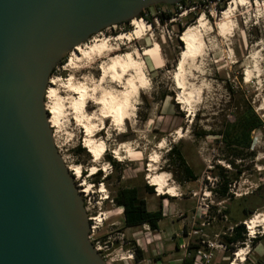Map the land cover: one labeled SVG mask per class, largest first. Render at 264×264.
I'll list each match as a JSON object with an SVG mask.
<instances>
[{
    "label": "rangeland",
    "instance_id": "obj_1",
    "mask_svg": "<svg viewBox=\"0 0 264 264\" xmlns=\"http://www.w3.org/2000/svg\"><path fill=\"white\" fill-rule=\"evenodd\" d=\"M229 2L186 0V6L181 9L178 5H153L141 11L146 19L153 21L156 17L157 24L149 28L146 22L147 31L141 39L124 43L116 51L121 55L130 51L135 60L142 63L141 70L147 81L144 88L130 99L127 120L120 127L111 119H101L100 107L92 98L84 109L87 115L96 117L90 121L95 140L106 146L99 163L93 164L92 156L84 148L83 120L79 121L71 108L73 98L78 99L79 96L66 84L72 77L71 82L85 85L89 95L94 89L96 99H100L103 92L114 93L115 83L104 76L100 68L103 63H108L109 57L90 65L84 61L78 65L80 68L72 70L66 68L69 52L64 56L63 64L57 65L50 76L47 88L56 89L58 98H45L44 104L51 116L52 107L60 110L51 127L55 147L67 168L73 165L81 167L79 178L73 179L82 195L88 220L102 221L98 226L89 222L94 228L89 233V240L92 245L99 243L102 248L100 256L105 264H183V258L194 256L193 251L188 250L191 245L204 251L208 243L225 246L223 236L230 233L235 223H248L264 211V200L252 195L264 185V0H246L242 6L234 8L230 17L223 19L222 11L228 8ZM163 12H170L173 18L159 22L158 16ZM198 19L203 23L200 28L203 52L182 66L181 85H178L175 73L183 49L178 29L194 26ZM129 23L114 25L100 32L111 37L128 31L131 28ZM131 74L134 76L135 72ZM228 89L232 91L230 96ZM190 93L192 102L187 107L178 99L180 96L186 98ZM236 103L250 105L263 121V127L251 136L254 156L244 155L241 161L236 160L240 174L229 186L226 197L220 198L211 192L218 181L216 167L225 169L230 179L236 171L223 158L227 152L218 135L224 123L233 120ZM177 130L182 132L181 138H178ZM200 131L207 135L197 138L194 133L199 134ZM78 144L86 154L76 157L72 150ZM122 146H127L131 152L120 149ZM173 146L193 170L194 182L183 180L169 164L167 155ZM116 149L121 158H114L113 150ZM150 154L158 156L155 172L166 174L169 185L176 190V197L166 195L168 198L160 199L153 186L154 195L144 192V187L150 186L146 180ZM107 157L116 165L109 164ZM92 166L96 168L94 173H101L100 183L95 185L93 176H89ZM181 179L183 181L178 182ZM120 187H138L151 212L161 206L163 219L158 223L157 231L149 230L146 225L125 228L121 209L111 201ZM260 196L264 197V192ZM243 207L255 209L250 219L244 220ZM201 223H204L203 227L199 226ZM263 229L257 227L254 230V239L259 240L247 242L250 252L245 264L264 262ZM193 230L200 231L194 234ZM250 235L249 230V237H252ZM247 239L246 234L245 241ZM182 246H188L186 253L180 248ZM232 247V251L229 247L224 251H213L210 264H227L237 248L243 249L240 248L243 247L241 243ZM135 249L142 251L140 262L135 260V255L133 260H127Z\"/></svg>",
    "mask_w": 264,
    "mask_h": 264
},
{
    "label": "water",
    "instance_id": "obj_2",
    "mask_svg": "<svg viewBox=\"0 0 264 264\" xmlns=\"http://www.w3.org/2000/svg\"><path fill=\"white\" fill-rule=\"evenodd\" d=\"M184 0H0V264H105L44 99L76 46Z\"/></svg>",
    "mask_w": 264,
    "mask_h": 264
},
{
    "label": "bare ground",
    "instance_id": "obj_3",
    "mask_svg": "<svg viewBox=\"0 0 264 264\" xmlns=\"http://www.w3.org/2000/svg\"><path fill=\"white\" fill-rule=\"evenodd\" d=\"M245 1L246 0H230L228 8L222 11L221 17L223 19L230 17L231 12L235 10L234 8L240 5L242 6ZM129 25L131 26V28L128 31L119 32L118 34H115L111 37L104 36L102 32L96 34L94 38L89 40L90 42L88 41L76 46L69 53V57L67 60L66 68L73 70L80 68L79 64L84 61L90 65L96 64L97 61L104 60L105 57H109L108 63H103L100 68L103 71L102 74H104V76L107 75V77L110 78L113 83H115L114 93L109 92L105 94V92H103L104 94H101L102 97L100 99H96L94 98V89L92 90L93 94L89 95L88 88L85 85H74L71 82L72 77L67 80L66 84V87L70 91H74L79 96L78 99L73 98L71 102V108L76 118L79 121L80 119L83 120L82 123L85 129L84 148L92 156L93 164L99 163L106 152V146L102 141L95 140V136L93 135V129L91 125L92 123H90V121H93V119L96 117L90 116V114L87 115L85 113L84 109L86 104L89 102V98L94 99V104L100 107L99 112L101 113V119H111V122L114 125L121 127L124 124L125 120H127L128 111L131 108L130 99L132 97H135L147 83L146 77L141 70L142 63L135 60L133 54L130 51H127L122 55L116 52L118 51V48L124 43L130 44L134 39H141L142 36L146 34L147 30L143 21H139L135 18L130 21ZM202 27V19H198L194 26L187 27L180 35V41L183 43V49L178 62V69L175 73V79L178 85H181L180 72L182 66L186 62L194 60L201 54V52H203L202 50L204 48V42L200 33V28ZM112 51L113 53L115 52V54L110 55L109 53ZM132 72H135L136 76H133L131 74ZM121 85H124L125 87L123 86L124 88H122ZM45 98H58L56 89L48 87L45 93ZM191 99L192 97L190 93L186 98L180 96L178 100L181 104L190 107V103L192 102ZM56 108L57 107L51 108V116L46 107V111L48 112L49 116L48 119L50 128L52 127V122L56 121L58 112L60 114V110ZM188 118L190 119V116ZM176 134L178 135V138H181L182 132L180 130H177ZM122 148H125L127 153L131 152V150L127 146H122L120 149ZM113 154L115 159L121 158L118 155L117 149L113 150ZM157 158V155H151L148 158L146 180L148 181V184L150 186H153L155 188V192L158 196L168 195L170 197H176V190L173 186L169 185L168 177L166 176V174L155 172V164L157 163ZM67 169L75 180L79 178L81 174V167L79 165H73L71 167L69 166ZM95 170L96 168L92 166L89 172V176H93L95 174ZM247 225L251 235L254 234V230L257 227L264 228V211L262 213L256 214L253 218H251ZM244 253V249H239L236 251V257L242 258V255H244Z\"/></svg>",
    "mask_w": 264,
    "mask_h": 264
},
{
    "label": "trees",
    "instance_id": "obj_4",
    "mask_svg": "<svg viewBox=\"0 0 264 264\" xmlns=\"http://www.w3.org/2000/svg\"><path fill=\"white\" fill-rule=\"evenodd\" d=\"M185 1H181L180 3L176 4L180 7H185ZM222 7L219 8V11H222ZM159 22L168 21L173 18V14L170 12L168 13H160L158 16ZM137 20H145L146 22L150 23L151 25L154 24V20L146 19L143 14H139V17L136 18ZM194 21V20H193ZM185 27H181L178 29V37L183 32ZM179 45L182 49V43L179 42ZM63 58L60 63L57 65H62L64 62ZM56 65V66H57ZM55 69H53L51 75L53 74ZM228 94H232V91L228 89ZM236 112L232 113L233 120L226 121L223 125V128L219 132V142L223 145V148L226 150L227 154H223V158L228 162V164L236 171L233 177L230 179L227 176V171L220 166H217V179L214 187H212L211 192L216 193L219 195L220 198H225L227 193L229 192V186L233 181H236L240 171H237L238 165H235L236 160L241 161L244 155L253 157L254 154L251 152V145H252V133L260 130L263 127V121L261 118L255 113L254 109L246 104L243 103H236ZM197 138H204L207 133L205 131H200L199 134L194 133ZM72 153L76 156H82L86 154L85 149L81 147V145H77L73 148ZM107 156V155H106ZM168 161L169 164L174 168L175 174L179 173L182 179L189 182H194L196 180V176L193 173V170L186 165L183 156L181 155L180 151L175 147H171L168 151ZM107 161L112 166L116 165L113 159L107 157ZM173 173V172H172ZM84 175V173H83ZM101 173L97 171L96 174L93 175L92 182L93 184L100 183ZM179 180L181 182L183 180ZM144 192L148 195H154L152 186H145ZM264 192V185L258 187L256 191L252 193L254 196H258L259 199L264 200L263 196L260 194ZM168 198L166 195L161 196L160 199ZM111 201L117 208H120L122 211L123 217V224L125 228H134L146 225L148 226L149 230L157 231L158 230V223L163 219V215L161 212V206L156 211H149L147 209L146 201L141 197L140 191L138 187H120L112 196ZM264 206V201H263ZM257 208V207H256ZM253 210V211H252ZM255 209H247L242 208L241 213L244 216V220L250 219L253 215ZM227 214V212L225 211ZM241 221L239 223H235L232 227L230 233L228 235L223 236V243L226 247H229V250L232 251L233 247L237 244H240L245 241L247 231L242 225ZM259 240L257 238L253 239L251 243L256 242ZM197 247L191 245L188 247L189 251H194ZM135 260L137 262L142 261V251L139 249H135L134 251ZM194 256L191 258H183V264H193Z\"/></svg>",
    "mask_w": 264,
    "mask_h": 264
},
{
    "label": "built area",
    "instance_id": "obj_5",
    "mask_svg": "<svg viewBox=\"0 0 264 264\" xmlns=\"http://www.w3.org/2000/svg\"><path fill=\"white\" fill-rule=\"evenodd\" d=\"M182 7L179 6V9H181ZM186 10V9H185ZM171 20V19H170ZM144 23H146L145 20H143ZM154 23L157 24V18L155 17L154 18ZM149 28L152 26L150 23H148L147 25ZM254 133V132H253ZM252 133V134H253ZM219 212V211H218ZM223 218H225V216H222ZM90 220V219H89ZM92 221V224L94 223V225H100L101 222H98V221H94L93 219L91 220ZM89 221V222H91ZM243 224L245 225L246 227V231H247V240L243 243H241V245H243V247H240V248H243L245 250V253L244 255H242V258L240 257H236V251L239 249L237 248V250H235L231 255H232V259L227 263V264H245V262L248 260V255H249V252H250V245L247 244V242L251 239H254V235L255 233L252 235V237H249V230H248V226H247V223L243 222ZM200 227H203L204 226V223H201L199 225ZM93 226L90 225L89 226V233H92L93 231ZM200 230L198 231H195L193 230L192 232L194 234H197ZM90 238V237H89ZM93 247L94 249L99 253L100 255V252H102V248L100 247L99 243H94L93 244ZM187 247L188 246H182L180 248H183L184 249V252L186 253L187 251ZM226 248V246H223L222 244H213V243H208L207 246H206V249L207 250H202V248H196L194 251H193V254H194V260H193V264H210L211 263V260H212V252L213 251H216V250H223ZM133 254H130L129 257L127 258V260H133ZM188 255V254H187ZM259 264H264V262H261Z\"/></svg>",
    "mask_w": 264,
    "mask_h": 264
},
{
    "label": "clouds",
    "instance_id": "obj_6",
    "mask_svg": "<svg viewBox=\"0 0 264 264\" xmlns=\"http://www.w3.org/2000/svg\"><path fill=\"white\" fill-rule=\"evenodd\" d=\"M96 174V173H95Z\"/></svg>",
    "mask_w": 264,
    "mask_h": 264
}]
</instances>
